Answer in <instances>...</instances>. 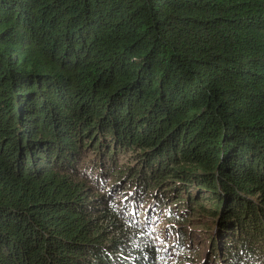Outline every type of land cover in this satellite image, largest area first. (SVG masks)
I'll use <instances>...</instances> for the list:
<instances>
[{"label":"trees","instance_id":"16d2710c","mask_svg":"<svg viewBox=\"0 0 264 264\" xmlns=\"http://www.w3.org/2000/svg\"><path fill=\"white\" fill-rule=\"evenodd\" d=\"M168 203L264 264V0H0V264H155Z\"/></svg>","mask_w":264,"mask_h":264},{"label":"rangeland","instance_id":"374dc122","mask_svg":"<svg viewBox=\"0 0 264 264\" xmlns=\"http://www.w3.org/2000/svg\"><path fill=\"white\" fill-rule=\"evenodd\" d=\"M123 186V184L121 186L119 185L120 190ZM127 192L125 191L121 195L115 193V195L118 198H124ZM147 199H150V197H147ZM171 206L172 203H168L166 207L158 206V209L152 211L147 222L141 220V224L148 227V231H144V234L153 238L156 236L157 238L156 242L153 243V251L156 255L155 264H203L207 259L210 260L207 264H214L215 262L212 260L213 252L210 247L211 238L209 235H214L216 221L213 222L209 214L206 216H198L197 214L200 208L196 205L194 207H197V209L193 214L191 211L184 212L176 208L174 210ZM172 214H175L176 217L186 219L184 223L177 224V227L185 229L184 232L181 230L182 235H179V240L177 238L178 234L175 233V224L170 223L166 226L164 220V218H169ZM205 225L206 227H204ZM143 226L140 225L141 229ZM219 257L220 255L218 254L217 258ZM219 261L218 259L217 262Z\"/></svg>","mask_w":264,"mask_h":264}]
</instances>
